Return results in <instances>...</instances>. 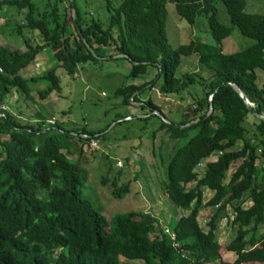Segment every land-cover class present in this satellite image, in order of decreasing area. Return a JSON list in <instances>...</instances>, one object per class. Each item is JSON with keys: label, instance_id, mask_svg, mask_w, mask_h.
Returning <instances> with one entry per match:
<instances>
[{"label": "trees", "instance_id": "1", "mask_svg": "<svg viewBox=\"0 0 264 264\" xmlns=\"http://www.w3.org/2000/svg\"><path fill=\"white\" fill-rule=\"evenodd\" d=\"M103 1L104 19L83 12L78 0H0V11L23 14L21 23L6 21L3 27L24 37L26 47L0 41V264H264V120L255 115L264 116V81L257 83L258 71L264 72V14L247 12V0ZM168 3L191 26L205 17L214 43L192 40L174 47L167 33ZM219 4L229 24L222 22ZM234 28L254 42L227 54L224 40ZM47 49L56 64L39 77H24L23 70ZM120 55L132 64L134 78L158 70L149 82L116 90L125 104L148 86L158 85L164 95L194 90L198 116L162 122L154 132L166 130L176 141L162 161L164 187L172 204L187 212L167 228L144 210L107 218L84 197V156L92 139L105 137L104 130L51 125L42 112L36 114L39 121L22 123L3 108L13 89L35 102L30 84L40 81L49 83L40 99L60 92L58 68L73 77L85 64ZM193 55L198 69L178 75L183 57ZM226 82L237 85L249 103ZM143 105L153 108L146 118L161 111L151 100ZM121 176L122 171L104 177L117 199L131 190L130 182L119 184ZM205 189L214 192L206 203ZM205 207L214 210L207 229L199 222ZM229 209L236 233L222 246L216 230Z\"/></svg>", "mask_w": 264, "mask_h": 264}, {"label": "rangeland", "instance_id": "2", "mask_svg": "<svg viewBox=\"0 0 264 264\" xmlns=\"http://www.w3.org/2000/svg\"><path fill=\"white\" fill-rule=\"evenodd\" d=\"M78 2L83 12L87 11L94 17H102V19L108 16L103 0H78ZM167 8L169 14L167 33L174 47L192 40L214 43L205 17H199L196 24L191 26L179 17L174 3H168ZM218 9L222 22L229 24L230 18L224 6L219 4ZM246 11L264 14V0H247ZM21 18L23 14H18L14 8H5L0 11V32L4 31L0 36L3 39L0 38V41L11 48L18 47L24 50L26 48L25 38L12 32L10 27H3L6 21L12 25L21 23ZM25 33L29 38L34 37L32 33H27V31ZM253 42L239 29L234 28L231 35L224 40V52L230 54L245 49ZM109 53H115L112 47ZM114 57L112 60L85 64L73 77L69 76L64 68H58L57 75L61 79L60 92L54 91L48 97L40 99L39 92L49 85L47 81H40L30 84L35 102L26 101L22 93L13 89L6 95V105L4 104L3 108L13 112L22 123L39 121L36 114L42 112V115L48 116V120L56 118L57 122L68 129L86 126L92 131L104 130L105 137L97 140L98 147L88 148L84 156L86 176L88 175L83 189L84 197L100 209L107 218L131 210H144L158 218L159 224L167 228L187 212L172 204L164 187L165 176L162 161L168 159L176 141L170 138L166 130L157 131L156 134L154 132L162 122H179L182 119L198 116L194 98L191 96L194 95L192 93L194 90L182 95H164L160 93L158 85L148 86L138 91V100L131 98L130 104H125L124 97L115 94L116 90L131 84L140 85L149 82L154 79L158 70L152 67L148 70V76L143 79L134 78L130 76L132 64L123 58ZM197 59L196 55L183 57L178 75L196 71L198 69ZM55 64L56 60L53 59L50 51H43L38 54L27 76L39 77ZM203 75L210 76L206 73ZM257 81L260 86L264 81V72L261 70L258 71ZM161 83L162 80L159 81V85ZM197 87L199 86H193L190 89ZM149 100L160 107L161 111L155 112H160L167 121L158 114L146 118L147 115L153 114L151 106L144 107L143 105ZM6 138L7 136L4 137ZM184 143L182 141L180 146ZM240 146L242 142L238 143V147ZM239 163L232 165L225 183ZM120 171H122V176L119 184L130 182L131 190L124 198L117 199L112 193L111 183H104V177L108 176L112 179ZM213 194L214 192L205 189L204 203ZM248 205L249 201H246L244 206L248 207ZM213 212L211 207H205L200 213L199 222L204 229H207ZM232 213V209H229L228 216L218 223L216 236L222 246L230 243L235 237L236 232L231 224ZM224 257H227L226 254ZM234 259L236 260V257L230 260Z\"/></svg>", "mask_w": 264, "mask_h": 264}, {"label": "water", "instance_id": "3", "mask_svg": "<svg viewBox=\"0 0 264 264\" xmlns=\"http://www.w3.org/2000/svg\"><path fill=\"white\" fill-rule=\"evenodd\" d=\"M72 11H73V15L75 16V9L73 8ZM84 42L86 43V40H85V39H84ZM88 47L90 48L89 45H88ZM117 57H124V55H120V56H117ZM224 85H226V86H231V87L234 88L237 92H239V93L241 94L242 97L246 96V95L241 91V89H240L237 85H235V84H233V83H230V82H226V83H224ZM212 97H213V95H212ZM212 97H211L210 100H212ZM246 101L249 103V99L247 98V96H246ZM212 110H213V105H212V102H211V108H210V112H209V114L212 112ZM157 114L163 117V115H161L160 112H157ZM255 115H256L257 117H259V118H261V119L264 120V116H263V115H259V114H257V113H255ZM163 118H164V120H166L165 117H163ZM166 121H167V120H166Z\"/></svg>", "mask_w": 264, "mask_h": 264}, {"label": "crops", "instance_id": "4", "mask_svg": "<svg viewBox=\"0 0 264 264\" xmlns=\"http://www.w3.org/2000/svg\"><path fill=\"white\" fill-rule=\"evenodd\" d=\"M8 17V16H7ZM9 18H7V20H8ZM26 49V48H25ZM24 49V50H25ZM48 50V49H47ZM44 51H46V50H44ZM38 56V55H37ZM37 58V57H36ZM36 61V59L25 69V70H23V72H22V75L24 76V77H27V78H30V77H32V76H27V73H28V71H29V69H30V67H31V65H33V63ZM6 105V104H5ZM7 107V106H6ZM9 107V106H8ZM9 109L10 110H12L11 109V107H9ZM204 166V164H202V166L201 167H203ZM202 212V211H201ZM226 256L229 258V261H234V260H230L232 257H235V256H232V254H226ZM226 257V258H227Z\"/></svg>", "mask_w": 264, "mask_h": 264}, {"label": "built area", "instance_id": "5", "mask_svg": "<svg viewBox=\"0 0 264 264\" xmlns=\"http://www.w3.org/2000/svg\"><path fill=\"white\" fill-rule=\"evenodd\" d=\"M56 118H52L51 120H48L47 122L49 123V124H51V125H55L56 124ZM83 137H86V135H83ZM90 147L91 148H97L98 147V142H97V140H95V139H92L91 140V142H90ZM200 166H202V164L200 165ZM168 233H169V231L168 230H166ZM170 234V233H169ZM171 236H172V238H173V234H171Z\"/></svg>", "mask_w": 264, "mask_h": 264}]
</instances>
